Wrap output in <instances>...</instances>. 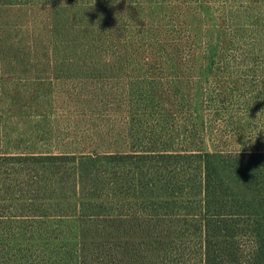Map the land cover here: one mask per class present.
<instances>
[{
  "label": "rangeland",
  "instance_id": "1",
  "mask_svg": "<svg viewBox=\"0 0 264 264\" xmlns=\"http://www.w3.org/2000/svg\"><path fill=\"white\" fill-rule=\"evenodd\" d=\"M242 146H264V0H0V150L82 160L100 214L0 236V264H198L162 186ZM73 168L43 166L55 213Z\"/></svg>",
  "mask_w": 264,
  "mask_h": 264
},
{
  "label": "trees",
  "instance_id": "2",
  "mask_svg": "<svg viewBox=\"0 0 264 264\" xmlns=\"http://www.w3.org/2000/svg\"><path fill=\"white\" fill-rule=\"evenodd\" d=\"M178 158L196 159V166L189 169L191 173L182 176L183 180L163 184L162 189L164 198L168 199V192L172 190L174 196L166 202L171 206L178 194L186 192L181 205L187 219L181 222V227L185 231L191 230L190 233L197 234L200 239L198 264H264V146H242L233 154L207 153ZM70 160L74 163V181L69 190L72 198L71 201L64 199L66 202L63 204L58 202L66 209L59 214L50 210L52 205L48 206L47 201L57 202L58 199L52 190L53 178H49L51 182L48 183L43 177V166ZM0 162L18 166V170L11 174L7 171L13 169L0 168L1 237L19 232L33 223L31 221L39 219L100 215L95 212L87 214L80 200L77 202L83 175L82 160L36 154H3L0 155ZM12 174L20 178L11 179ZM48 175L52 177L50 172ZM42 201H45L44 204H39ZM191 209H195L194 212Z\"/></svg>",
  "mask_w": 264,
  "mask_h": 264
},
{
  "label": "crops",
  "instance_id": "3",
  "mask_svg": "<svg viewBox=\"0 0 264 264\" xmlns=\"http://www.w3.org/2000/svg\"><path fill=\"white\" fill-rule=\"evenodd\" d=\"M11 153V151H9V152H6V151H2V150H0V155H9ZM14 155V154H13Z\"/></svg>",
  "mask_w": 264,
  "mask_h": 264
}]
</instances>
